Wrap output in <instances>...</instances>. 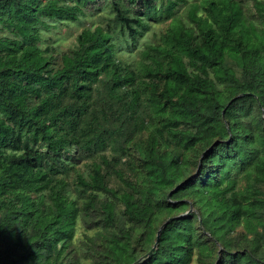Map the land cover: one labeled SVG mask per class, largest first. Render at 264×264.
Segmentation results:
<instances>
[{
	"label": "trees",
	"instance_id": "16d2710c",
	"mask_svg": "<svg viewBox=\"0 0 264 264\" xmlns=\"http://www.w3.org/2000/svg\"><path fill=\"white\" fill-rule=\"evenodd\" d=\"M189 1L0 0V264H264V0Z\"/></svg>",
	"mask_w": 264,
	"mask_h": 264
},
{
	"label": "rangeland",
	"instance_id": "374dc122",
	"mask_svg": "<svg viewBox=\"0 0 264 264\" xmlns=\"http://www.w3.org/2000/svg\"><path fill=\"white\" fill-rule=\"evenodd\" d=\"M213 1L215 3L214 4V10H215V13L216 14H219L222 11H226L227 10V6H228V1L229 0H213ZM213 1H211V0H190L189 3H195V2H197L198 5L200 4L203 13L206 14V16L207 15L208 16H211L212 15V12L209 11V10H207V9L209 8L210 4ZM184 8H186L185 5H183L179 9L180 15H178L179 13L177 14L176 20L175 19L174 20L173 19H167V20L159 21L158 23H154V22L152 23L151 22L152 23V26H153V27H151V29L155 28V30H156L155 33L156 34L153 36L151 30L146 31L145 32V36L147 35L145 37L146 39H143L142 40V37H141L140 38V42H138L137 47L138 48H144V47H146V46L149 45V42L150 43H154V44H157L158 42H159V44L160 43H163V44H161L162 46H168L171 43H173L174 42V39L172 38L173 37L172 36V33H171L172 30L173 29H177L182 24V21L185 22V23H187V24H189V25L192 23L190 20H188V18L184 17L185 16V12H186V10L184 11ZM107 19H108V17L105 18L106 21H107ZM92 24L90 26H93ZM170 27H172V29ZM81 30H82V27H80V25H78L77 23H70L69 25L68 24H65L63 26H60L59 29L53 30L52 32L49 31L50 33H48V30H44V31H42V35L45 38V41H46L45 44H46V46L49 45V44H51L54 48L60 47V45L58 43H56V40H55V36L57 35L56 37H58V38L61 39L60 42H61L62 48H69V47H71V46L74 45V43L76 42V36L81 32ZM196 31H197V29H196ZM165 33H167V35H168V37H167L168 42L167 43L164 42V40L166 39ZM149 36H151V37L149 38ZM144 42H146V43H144ZM125 43L126 44H129L127 42H125ZM151 45H153V44H151ZM137 52H138V50H137ZM137 52L136 51H134V52L132 51V53L129 56H136L137 55V59H138V70L141 71L142 74H143L147 70V68H148V66L146 64V61L149 60V59H148V57L145 54H142V53L139 54ZM145 85H146L145 83L142 84V86H145ZM149 91L151 92L150 89H149ZM198 151H199V149H198ZM186 154L187 155H185V158H187L188 156L189 157H193L194 156V152H192V151H188V153H186ZM196 155H195V157H196ZM185 167H187V165ZM187 169H188L187 172H189V173L190 172L191 173L194 172V170H195V163L194 164L189 163ZM176 171H177V166L174 165V164H171L166 169V173H167V175L169 177L174 176L175 173H176ZM246 185H247V183L245 182V180L244 181L241 180L239 187L242 188V189H244L246 187ZM191 209L194 210V208H191ZM64 210H66V209H64ZM74 210H75V208H74ZM74 210H73V213H74ZM188 213H189V211L186 212V213H184V214H182V215H185V214H188ZM60 219H62V220H68L69 219V216L66 215V214H64V212L62 210L61 211V214H60ZM84 232H85V229H84V227L81 224L79 226V229H78V232H77V238L80 239V237L83 236ZM75 243L76 244H79L81 242H79L78 240H76ZM202 243H205V245H207V246H210V245L212 246V241H210L209 239H206V241H204ZM154 244L152 245V247L154 246ZM217 250H219L218 247L215 249V252ZM199 251H201V250L200 249L199 250L196 249V256L194 258L195 261L192 264H198L196 261H198V259L201 258L200 255L201 256H203V255L206 256L207 255V252H206V254H203V253L199 254ZM207 262H209V261H207ZM61 264H64V263L62 262Z\"/></svg>",
	"mask_w": 264,
	"mask_h": 264
},
{
	"label": "water",
	"instance_id": "95a60500",
	"mask_svg": "<svg viewBox=\"0 0 264 264\" xmlns=\"http://www.w3.org/2000/svg\"><path fill=\"white\" fill-rule=\"evenodd\" d=\"M190 211H192V209L191 210H189V212ZM173 218H168L162 225H161V227L159 228V230H158V233H157V239H156V242H155V244H154V246L152 247V249L149 251V252H147L146 254H144L143 256H141L137 261H135L133 264H139L140 262H142L143 260H145L147 257H149L151 254H153L154 253V251L156 250V248H157V246H158V244H159V242H160V238H161V232H162V230H163V228L172 220Z\"/></svg>",
	"mask_w": 264,
	"mask_h": 264
}]
</instances>
